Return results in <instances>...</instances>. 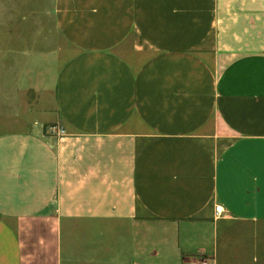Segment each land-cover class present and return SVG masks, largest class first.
Masks as SVG:
<instances>
[{
  "label": "crops",
  "instance_id": "crops-1",
  "mask_svg": "<svg viewBox=\"0 0 264 264\" xmlns=\"http://www.w3.org/2000/svg\"><path fill=\"white\" fill-rule=\"evenodd\" d=\"M53 16L75 54L0 135V264H264V0Z\"/></svg>",
  "mask_w": 264,
  "mask_h": 264
},
{
  "label": "rangeland",
  "instance_id": "rangeland-1",
  "mask_svg": "<svg viewBox=\"0 0 264 264\" xmlns=\"http://www.w3.org/2000/svg\"><path fill=\"white\" fill-rule=\"evenodd\" d=\"M54 5L55 0H0V135L29 132L44 109L54 110L57 74L75 54L57 32ZM57 126L44 127L45 134L52 136ZM199 257L213 264L208 254Z\"/></svg>",
  "mask_w": 264,
  "mask_h": 264
},
{
  "label": "built area",
  "instance_id": "built-area-1",
  "mask_svg": "<svg viewBox=\"0 0 264 264\" xmlns=\"http://www.w3.org/2000/svg\"><path fill=\"white\" fill-rule=\"evenodd\" d=\"M54 132H57L59 136H64L66 134V132L64 130H58L57 128H55ZM222 213L223 212H222L221 206L216 207V215L219 216Z\"/></svg>",
  "mask_w": 264,
  "mask_h": 264
}]
</instances>
